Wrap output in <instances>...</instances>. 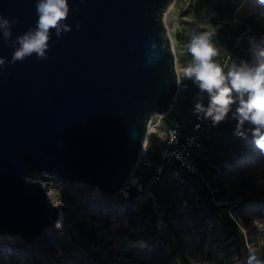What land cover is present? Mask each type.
I'll return each mask as SVG.
<instances>
[{
	"label": "water",
	"instance_id": "water-1",
	"mask_svg": "<svg viewBox=\"0 0 264 264\" xmlns=\"http://www.w3.org/2000/svg\"><path fill=\"white\" fill-rule=\"evenodd\" d=\"M175 0H69L71 31L0 67V235L31 244L61 210L34 174L115 193L133 170L155 115L179 92L166 14ZM37 0H0L12 38L36 26ZM81 28L77 30L76 24ZM161 59L149 65L152 43ZM14 48L0 34V58Z\"/></svg>",
	"mask_w": 264,
	"mask_h": 264
},
{
	"label": "rangeland",
	"instance_id": "rangeland-1",
	"mask_svg": "<svg viewBox=\"0 0 264 264\" xmlns=\"http://www.w3.org/2000/svg\"><path fill=\"white\" fill-rule=\"evenodd\" d=\"M170 8L166 22L175 47ZM262 11L264 6L258 0H240L236 13L226 20L217 37L212 39L219 50L218 55L227 53L229 41L235 36L233 32L239 29L249 33L252 40V59L244 65L257 66L264 62V56L260 55L264 52ZM252 36L259 38V41L255 42ZM177 66L182 76L178 56ZM183 96L184 92L181 91L173 100L171 118L176 119V114L181 110ZM234 137L235 134L215 126L205 135L209 145L204 143L199 159L209 184L218 189V200L237 210L243 229L251 232L250 237L257 254L264 257V154L255 146L253 138H245L246 147L242 151L238 150V140ZM31 178L45 182L48 192L62 200L61 224L45 229L30 245L18 235L1 234L0 264H220L223 250L211 237L213 219H202V215L195 213L194 216L191 212L189 218L194 221V228L186 225L163 233L164 229L159 232L156 224L158 231L155 232L151 224L148 226L150 230L144 231L136 212L129 205L127 207L121 203L120 208L130 216L131 227L121 225L118 220L102 221L100 216H94L87 209L88 206L95 205L97 209H103L112 203L109 194L96 186L79 187L74 182L42 174H34ZM83 196L87 197L86 205L81 203ZM197 196L195 192V206ZM246 196L259 200L244 199ZM129 199L132 200L131 197ZM85 213L87 220L84 219ZM85 221L87 225L92 224V228L84 226ZM131 230L145 232L139 235L135 244L128 240L133 232ZM105 248L118 253L113 252L110 257Z\"/></svg>",
	"mask_w": 264,
	"mask_h": 264
},
{
	"label": "clouds",
	"instance_id": "clouds-1",
	"mask_svg": "<svg viewBox=\"0 0 264 264\" xmlns=\"http://www.w3.org/2000/svg\"><path fill=\"white\" fill-rule=\"evenodd\" d=\"M258 2L264 6V0ZM36 12V26L15 39L12 38V27L18 20L0 15V34L8 41L9 47L15 49L10 61L0 58V67L6 63L14 65L22 62L33 54L40 60L48 59L52 31L55 30L57 37L71 31V26L66 22L70 15L69 0H37ZM260 15L264 16V11ZM76 28L79 30L81 25L77 23ZM162 47L152 43L149 65L161 59L156 50ZM188 52L193 57V63L183 69V75L192 80L202 93H207L208 99L207 107L196 104V113L203 114V119H210L213 126H217L231 112L232 118L237 121L234 134L246 138L250 132L255 146L264 154V62L257 66L232 65L225 73L224 68L214 61L218 50L209 32L194 35ZM260 55L264 56V52ZM247 264H264V257L258 256L257 250L250 247Z\"/></svg>",
	"mask_w": 264,
	"mask_h": 264
},
{
	"label": "built area",
	"instance_id": "built-area-1",
	"mask_svg": "<svg viewBox=\"0 0 264 264\" xmlns=\"http://www.w3.org/2000/svg\"><path fill=\"white\" fill-rule=\"evenodd\" d=\"M184 1L188 2V0ZM186 88L187 84L182 82L180 76L178 94ZM172 108L173 107H171L168 112L152 117L148 127L147 138L143 143L138 156L140 158L139 163L134 166L133 170L121 187L115 193L108 195L109 198H112V203L109 207L103 209H97L95 205L87 207L91 213L95 214L94 216H100L102 221H105V219L109 221L118 220L121 222V225L131 227V218L126 212H124L123 208H120V204L122 203L127 207L129 205L130 207L129 198L132 197L133 191L140 194L150 193L151 195H154L155 191L158 190L156 184H162L165 181H175L181 188H179L178 191L180 207L175 218H173V222L176 221L174 228L179 229L180 226L185 227L186 225H189L191 228L195 227V223L189 218V215L192 212V198L186 196L185 193V187L193 189V187L190 186V179L187 175L205 179L204 172L199 161L200 154L204 150L202 133L205 130H211L215 126H213L210 119H203V114H197L195 112L194 122L192 123L191 128H189L187 123L171 118L170 115ZM159 117L161 119L157 120ZM205 182L208 188H210L212 194L217 193V188H212L209 181L206 179ZM43 183L44 185L46 184L45 182ZM74 183L79 184V187L80 185L87 186V184L83 183ZM48 193L53 202L61 210L62 200L53 194L51 195L50 192ZM86 198L87 197L84 196L82 197L81 203H83V205L87 204ZM213 200L215 202H220L215 197H213ZM230 213L236 223L241 225V218L237 210L230 207ZM84 216H86L84 219L87 220V213H85ZM89 217L92 216H88V218ZM101 220L99 221L102 222ZM60 224L61 221L58 225ZM83 225H87L86 221ZM91 226L92 224L87 225L89 228H92ZM162 226L163 225L161 223L158 225V227ZM248 246L250 247L251 244ZM105 251L110 257L111 253H118L117 251L108 248H105Z\"/></svg>",
	"mask_w": 264,
	"mask_h": 264
},
{
	"label": "crops",
	"instance_id": "crops-1",
	"mask_svg": "<svg viewBox=\"0 0 264 264\" xmlns=\"http://www.w3.org/2000/svg\"><path fill=\"white\" fill-rule=\"evenodd\" d=\"M239 3L240 0H188V2L176 0L175 3H173L169 14L176 41V55L181 64L182 73L185 67L193 63V57L188 52V45L192 37L202 32H209L212 34V39H215L226 24V20L236 13L239 8ZM233 34L235 36L233 40L229 41V50L227 53L214 57L216 63L220 64L223 68L226 67L225 73L231 69L237 51H242L244 54L250 56V59L244 61V63L252 59L251 35L246 33L245 30L241 31L239 29L234 31ZM252 38L255 42H257V40L259 41V38H255L254 36H252ZM182 76L184 75L182 74ZM189 81L193 90V96L191 97L192 101L194 103L197 101L207 107L204 103L207 100V93H202L200 90L195 92V83L192 80ZM187 113L189 112L184 113V116L180 119L181 122H185ZM157 186L160 188L155 191L154 195L150 193L140 194L133 191L132 200L129 202L133 211L136 212V217L140 219L141 225L145 228L144 231H149L150 229L148 226L152 224L155 232L157 228H159V232H162L161 230L164 229L163 233H165L170 230L172 231L174 226L172 216L174 211L178 210L180 206L179 197L177 196L180 185L175 182L165 181ZM191 204L192 208H195V203L192 202ZM160 223L163 225L162 227H158ZM144 231L131 232V237L128 236V240L132 242V244H135L139 239V235L145 233Z\"/></svg>",
	"mask_w": 264,
	"mask_h": 264
},
{
	"label": "trees",
	"instance_id": "trees-1",
	"mask_svg": "<svg viewBox=\"0 0 264 264\" xmlns=\"http://www.w3.org/2000/svg\"><path fill=\"white\" fill-rule=\"evenodd\" d=\"M219 54V50H218ZM250 59L249 55L244 54L242 51H237L235 53V58L233 65H236L238 67H241L244 63V61H247ZM226 72V67L224 68ZM181 80L183 83L187 84V88L185 90H182L184 92V96L182 99V106L181 111L176 114V119L180 121L182 117L184 116V113L189 112L186 114V119L184 123H187L189 125V128H191L192 123L195 119V108L196 104L198 103L195 101V103L192 101L191 97L193 96V90L192 85L190 84V81L185 77L181 76ZM197 90H200L199 87L195 84V92ZM206 106L208 105V99L204 102ZM235 106H233L234 110ZM193 110V111H192ZM192 111V112H190ZM237 125V121L232 118L231 112L229 113L228 117L222 121L218 127L220 130H223L224 132L232 133L234 134L235 128ZM215 127H213L211 130H213ZM211 130H205L202 133V141L203 145L204 143L208 146L209 141L205 139V135L207 132ZM246 138H253L251 133H247ZM234 139H237V145L236 148L240 151L243 150V148L246 147L245 144V138L244 137H237L235 135ZM220 143V142H219ZM216 148V145H214L213 149ZM202 160V158H201ZM200 161V159H199ZM201 163V161H200ZM202 167V165H201ZM151 171V170H150ZM190 179L189 183L190 186L193 187V189H190L189 187H185V193L186 196L192 198V202L194 201L195 192L198 195L197 196V204L195 208H192L193 215L195 216V213L198 215H202V219H213V225L211 228V237L220 244L221 249L223 250L222 255L220 257V264H247V259L249 256V248L253 247V241L251 240V232L249 230L245 231L242 227V225H239L236 223V221L233 219L230 213V208L228 205H225L222 202H215L213 200V197L218 199L219 193L212 194L210 191V188L206 185L205 179L206 175L204 173L205 179L199 178V177H193L190 175H187ZM207 180V179H206ZM175 182V181H173ZM177 183V182H175ZM156 184L157 188H160ZM181 188V187H179ZM133 196V194H132ZM177 196L179 197V193L177 191ZM132 199V197H131ZM244 199H257L256 197L252 196H246ZM180 201V198H179ZM180 207V206H179ZM179 210V208H178ZM174 211V214L172 218H175L177 211ZM194 222V221H193ZM176 221L173 222V225L175 226ZM172 230H175L174 228ZM189 227V225H187ZM181 227V226H180ZM179 227V228H180ZM191 228V227H190ZM178 230V229H177ZM133 231V230H131ZM128 236V235H127ZM130 236V235H129ZM251 244L249 247L248 245ZM259 256V255H258Z\"/></svg>",
	"mask_w": 264,
	"mask_h": 264
},
{
	"label": "bare ground",
	"instance_id": "bare-ground-1",
	"mask_svg": "<svg viewBox=\"0 0 264 264\" xmlns=\"http://www.w3.org/2000/svg\"><path fill=\"white\" fill-rule=\"evenodd\" d=\"M166 15H167V14H166ZM168 31H169V27H168ZM169 34H170V31H169ZM170 37H171V39H172L171 34H170ZM172 42H173V40H172ZM173 45H174V44H173ZM174 49H175V47H174ZM139 160H140V158L138 157V158H137V161H136V163H135V165H137V164L139 163ZM62 217H63V212L61 211V216H60V220H59V222L61 221Z\"/></svg>",
	"mask_w": 264,
	"mask_h": 264
}]
</instances>
